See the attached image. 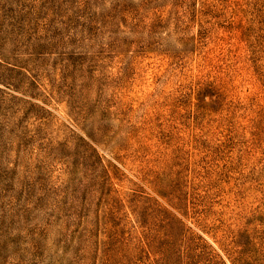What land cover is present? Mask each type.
<instances>
[{
  "label": "rangeland",
  "instance_id": "1",
  "mask_svg": "<svg viewBox=\"0 0 264 264\" xmlns=\"http://www.w3.org/2000/svg\"><path fill=\"white\" fill-rule=\"evenodd\" d=\"M1 215L0 264H264V0H0Z\"/></svg>",
  "mask_w": 264,
  "mask_h": 264
},
{
  "label": "trees",
  "instance_id": "2",
  "mask_svg": "<svg viewBox=\"0 0 264 264\" xmlns=\"http://www.w3.org/2000/svg\"><path fill=\"white\" fill-rule=\"evenodd\" d=\"M0 260L4 259V255L8 251V242L10 240V233L6 232V230L1 229L3 224L5 223L4 217L0 216Z\"/></svg>",
  "mask_w": 264,
  "mask_h": 264
}]
</instances>
